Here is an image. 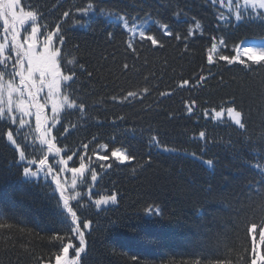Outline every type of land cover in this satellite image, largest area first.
I'll use <instances>...</instances> for the list:
<instances>
[{"label": "trees", "instance_id": "trees-1", "mask_svg": "<svg viewBox=\"0 0 264 264\" xmlns=\"http://www.w3.org/2000/svg\"><path fill=\"white\" fill-rule=\"evenodd\" d=\"M86 2L99 7L85 23L78 16L62 18L64 11ZM21 5L26 11L39 9L43 15L38 23L49 31L56 23L62 25L65 43L57 45L65 58L62 68L66 74L69 68L76 72L68 89L70 99L85 104L83 112L65 108L60 113V123L51 133L57 146L73 151L87 144L95 155L106 144L104 155L120 147L136 156L131 163L106 162L112 167L97 183L94 195L115 192L117 205L100 211L92 203L86 209L77 207L82 219L93 220L90 234H85L81 264H134L132 257L139 264H216L217 260L251 264L249 229L252 224L264 226V70L248 72L218 57L235 55L233 49L245 39L263 40L264 24L259 19L238 23L213 0H21ZM117 11L138 17L135 23H147L150 34L165 47L132 39L117 16L110 14ZM221 13L228 22L220 20ZM157 20L170 24L181 37L195 28L194 21L199 22L202 34L196 30L185 48L183 39L163 36ZM41 31L44 36L43 27ZM212 37L216 50L211 52L214 63H209ZM220 38L226 46H221ZM126 41L134 44L138 55L131 53ZM70 60L77 63L69 65ZM123 63L135 67L125 72ZM87 72L93 73L92 78ZM201 75L207 79L197 84ZM184 79L190 86L178 87ZM128 91L140 96L120 103ZM162 92L172 95L161 96ZM233 99L246 113V131L204 114L234 106ZM192 101L196 106L189 114L186 105ZM9 127L16 137L23 135L29 145L38 146L26 148L28 159L45 150L35 123L21 129L0 121V264L52 261L60 251L52 237L73 233L62 222L54 184L23 177L26 165L6 139ZM200 131L206 133L204 138ZM152 137L159 144L152 143ZM158 146L177 152L164 153ZM153 204L162 208V216L146 214ZM261 249L264 253V246Z\"/></svg>", "mask_w": 264, "mask_h": 264}, {"label": "snow or ice", "instance_id": "snow-or-ice-1", "mask_svg": "<svg viewBox=\"0 0 264 264\" xmlns=\"http://www.w3.org/2000/svg\"><path fill=\"white\" fill-rule=\"evenodd\" d=\"M220 4H227L230 9V15L234 14L235 21L243 23L246 20L259 19L264 24V0H218ZM91 2H86L77 6H73L68 11L62 13V18L67 20L72 16H78L81 18L80 22L85 23L87 18L90 17L98 8ZM104 11V9H100ZM117 19L121 22L123 28L132 35L138 34L141 42L147 41L153 48H164V42L158 38L156 34H150V29L143 25H136L135 19L138 17H132L128 14L121 15L119 11L115 13ZM42 13L39 9L25 10L21 6V0H0V21H2L3 32L0 33V121H4L10 125H19L21 129L25 127H31L30 119L35 118V129L39 133V144L46 148V152H41L38 156L34 155V158L29 160L26 155V148L29 146L38 147L36 145H29L25 136L16 137L11 127L6 132V139L13 147V151L18 153L19 160L26 166L23 167V175L25 177H38L43 172L45 176H51V180L54 181V193L58 192L59 197L57 199V207L61 211L62 222L68 227V231L73 233L71 237L61 236L59 233L52 237V242L56 243L60 247V251L55 255V264H81V254H86L87 241L85 239L86 232L90 234V230L93 226V220L82 219L77 214V211L72 207L70 200H75L76 197L83 199L80 193H76V196H70L66 194L67 185L61 182L60 174L55 171V168L48 163L49 154H52L53 159L59 157L56 163V167H62V171L70 172L72 174L71 186L75 189L77 185V178H83L85 172L88 170V166L84 163V156H79V166L69 168L68 164L73 161V157L78 153L72 151L69 155L65 152L66 158L60 154L64 149L57 146V137L51 135L52 128L60 123V113L65 109H74L80 112L85 110V104L83 102L77 103L76 99H70V93L68 89H71L72 84L75 83L76 72L69 68L67 74L62 68V61L64 57L62 55L61 47L57 45H64L65 38L63 35V28L60 23H56L54 28L49 31L47 25H41L38 21L42 18ZM150 15V14H148ZM221 19H227L221 16ZM160 32L165 37L175 38L185 42V48H187V39L189 36H194L196 30H200L202 34V25L199 22H195V28L189 29L186 35L181 37L180 34L174 33L172 27L168 23H161L155 21ZM27 26V27H26ZM45 29L44 38L41 41L38 39L41 34V28ZM26 35L22 38L21 33ZM108 38H113V33L109 32ZM213 43L209 49L207 55V61L214 63L211 52L216 50V37L211 38ZM264 39V37H262ZM221 46H226L223 38H220ZM127 48L133 55L137 54V49L130 41H126ZM233 51L236 53L233 56H219L218 59L227 63L228 65L238 64L243 66L248 72L253 70H264V46H256L248 43L247 39L240 42V45L235 47ZM11 53V55H8ZM69 65L77 63L75 60L66 61ZM81 69L83 65H78ZM134 65L130 66L128 63H123L122 68L125 72L134 69ZM87 76L92 78L93 73L87 72ZM207 78L203 75L197 77L196 83ZM190 81L184 79L180 82L178 87L190 86ZM74 91V90H73ZM143 93H148V88L141 90ZM161 96H171V92H162ZM140 96L139 92L128 91L126 95L122 96L119 100L123 103L128 100L136 99ZM43 98V99H42ZM113 101H116L115 96L112 97ZM230 103L233 107L216 111L212 109L216 118L224 115L226 111L231 117L234 124L241 130H247V118L243 109L238 110L235 99ZM51 106L52 116L49 117L46 114V109ZM196 102L192 101L191 106L186 105V110L189 114H192ZM208 114L207 110L204 113ZM123 120V117L119 118ZM51 120V126L49 121ZM115 123V121H113ZM63 128L65 134L68 133V129L63 124L60 125ZM59 131V129H58ZM206 133L204 131L199 132V137L204 138ZM66 138V135L61 139ZM264 139V135L261 137ZM95 139V138H93ZM115 139L114 137L112 138ZM23 142V143H22ZM152 143L159 144L156 137L151 138ZM83 150L86 152L88 145H82ZM101 148L107 149L108 145H101ZM166 151H173L172 149H165ZM195 156V153H193ZM96 159L100 162V166L103 168L105 162L110 160L116 161L118 164L131 163L136 160L134 154H129L122 148L117 147L111 150L109 155H99L97 153ZM150 160V157H149ZM15 163V160L13 161ZM35 167V170H33ZM107 168H111L112 164L107 163ZM91 182L97 181V173L95 170L90 172ZM81 184L85 181L81 179ZM92 189L89 188L88 193L85 196H90ZM118 201V194L113 192L108 197H102L94 201V206L100 209L102 205L115 204ZM77 204L81 208L86 209V205H80L77 200ZM146 214L149 215H163V210L159 206L153 204L145 209ZM252 240L251 247V264H264V253H257L256 248V232L257 226L251 225L249 229ZM259 242L264 246V228L259 231ZM73 240H76L79 244L77 247ZM74 252L73 256H69V252ZM134 264H139L136 257H132ZM42 264H51L49 258H45ZM216 264H229L227 260H217Z\"/></svg>", "mask_w": 264, "mask_h": 264}, {"label": "rangeland", "instance_id": "rangeland-1", "mask_svg": "<svg viewBox=\"0 0 264 264\" xmlns=\"http://www.w3.org/2000/svg\"><path fill=\"white\" fill-rule=\"evenodd\" d=\"M213 1H214L215 3H217V4H219L218 0H213ZM21 6H22V5H21ZM222 6H223L227 11L230 12V9L228 8V6H227L226 3H225V4H222ZM221 16H224V17H226L227 19H221ZM115 20L118 21V22H120L118 19H115ZM220 20H221L222 22H228L229 19H228V16H227L226 14H222V13H221V14H220ZM135 24L138 25V26H139V25H143L144 27L149 28V25H148L147 23L138 22V23H135ZM26 27H27V26H26ZM0 29H1V33H2V32H3L2 21H0ZM41 32H42V31H41ZM129 34H130V33H129ZM21 35H22V38H23V37L26 35V33L22 32ZM130 36H131L132 39L139 37L138 34H136V35H132V34H130ZM43 38H44V36H42L41 34H40L39 37H38V39H40L41 41L43 40ZM248 43H250V44H252V45H256V46H258V47H260V46H264V40H261V41H255V42H254V41H253V42L248 41ZM214 52H215V51H213L212 54H213ZM42 99H43V98H42ZM230 107H233V106H230ZM227 108H228V107L221 108V109H218V110H216V111H220V110H222V109H227ZM46 112H47V115H48L49 117H51V116L53 115L52 112H51V106H50V105H49L48 108L46 109ZM206 118L212 119V120H214V121H224V120H229V121L233 122V120H232L231 117L227 114L226 111L224 112V115H223V116H221V117H219V118H216V117L214 116V113L210 110V111H208V114L206 115ZM32 120H33L32 123H35V118H34V116L32 117ZM32 123H31V124H32ZM233 123H234V122H233ZM49 126H51V120L49 121ZM51 133H52V131H51ZM157 148H158V150H160V151H162V152H164V153H176V152H177V150H175V149H173V148H172L173 151H166L165 149H171V148L163 147V146H158ZM62 149H64V148H62ZM105 150H106V149H103V148H101V146H100V147L98 148V150H97V153H99V155H104L103 152H104ZM46 151H47V150H46V148H45V150H43V152H46ZM73 151L77 152L78 155L73 157V161H70V162H69L68 167H69V168H72V167H78V166H79V162H80V161H79V156H81V155L84 156V163L88 166V170L85 172L84 177H83V178H80V177L77 178V185H76L75 189H73L72 186H71L72 174H71L70 172H64V171H62L61 169H62L63 166L56 167V163H57V161L59 160V157H56L55 159L49 157V161H48V163H49L50 165H52V166L55 168V171L58 172V173L60 174L61 182H62V183H65V184L67 185V192H66V194L75 197V196H76V193H80L81 196L84 197L83 199H81L80 197H76L75 200H70V203H71L72 207L74 208V210L77 211V214H78V210H77V207H78L77 200H80V204H81V205H87V204H89V203H92V204H93V208H94V210H96V211H100V210L107 209V208H109V207H112V206L117 205L118 201H117V203H115V204L102 205L100 209H97V208L94 206V201H95V200H97V199H101L102 197H108V196L112 195V194H110V195H109V194H104V195H101V196H95V195H94V192H97V191H98V189H97V183H98L99 179L101 178L102 173L108 169V168L106 167V164H107V163L105 162V165H104V167L102 168V167L100 166V162L96 159L97 153H95V155H92V154L90 153V151H89V146H88V149H87L86 152L83 150V148H76V149L73 150ZM65 152H66L67 154H69V155L72 154V151H67V150L64 149V151L60 154V155L63 156L64 158H66ZM50 155H52V154H49V156H50ZM192 156H194V155H192ZM33 158H34V156H33ZM33 158H31V159H33ZM31 159H29V160H31ZM19 161H20V160H19ZM20 162H21V161H20ZM98 163H99V164H98ZM204 163H205L207 166H209V167L212 166L211 161H204ZM33 170H35V167H33ZM92 170H95L96 173H97V181H96V182H91L90 172H91ZM23 177H24L25 179H29V180H33V181H40L41 179H43V180L50 181V182H52V183L54 184V181L51 180V176H50V175H49V176H45V174H44L43 172H42L41 175L38 176V177H25L24 175H23ZM81 179H83V180L85 181L83 184H81V182H80ZM54 186H55V185H54ZM89 188L92 189V192H91L90 196H85L84 194H85V193H88ZM262 228H264V226H263V227H259V226H257V232H256V236H257V239H256V248H257V253H258V254H259V253H262L261 244H260V242H259V238H258V236H259V231H260ZM73 243H74L77 247H79V244H78L77 241H73ZM73 255H74V252H73L72 250H70V252H69V256L71 257V256H73ZM81 255H82V254H81ZM41 264H42V263H41ZM51 264H55V261L52 260V261H51Z\"/></svg>", "mask_w": 264, "mask_h": 264}, {"label": "bare ground", "instance_id": "bare-ground-1", "mask_svg": "<svg viewBox=\"0 0 264 264\" xmlns=\"http://www.w3.org/2000/svg\"><path fill=\"white\" fill-rule=\"evenodd\" d=\"M264 40V39H263ZM249 41H251V40H249ZM259 41H261V40H259ZM251 42H253V41H251ZM255 42V41H254Z\"/></svg>", "mask_w": 264, "mask_h": 264}]
</instances>
